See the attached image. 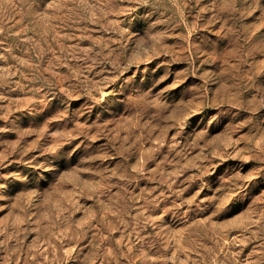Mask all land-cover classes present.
I'll return each mask as SVG.
<instances>
[{"label": "rangeland", "instance_id": "rangeland-1", "mask_svg": "<svg viewBox=\"0 0 264 264\" xmlns=\"http://www.w3.org/2000/svg\"><path fill=\"white\" fill-rule=\"evenodd\" d=\"M0 264H264V0H0Z\"/></svg>", "mask_w": 264, "mask_h": 264}]
</instances>
